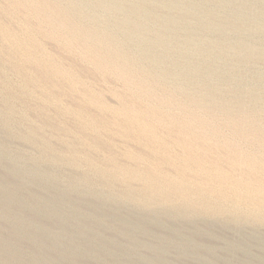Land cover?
<instances>
[{
  "label": "rangeland",
  "instance_id": "obj_1",
  "mask_svg": "<svg viewBox=\"0 0 264 264\" xmlns=\"http://www.w3.org/2000/svg\"><path fill=\"white\" fill-rule=\"evenodd\" d=\"M47 1V16L53 18L61 6ZM143 1L124 5L140 7L158 44L142 45L133 35L129 43L164 63L143 61L149 74L134 66L131 72L144 76L133 73L127 83L112 68L114 61L95 66L88 53L106 49H94L80 29L70 40L59 38L69 30L56 29L54 38L55 28L43 24L32 4L21 1L16 9L12 27L18 43L15 52L2 55L3 76L13 90L11 100L4 93L1 104L0 264H264V222L238 212L205 213L176 200L161 203L141 181L114 171L115 164L174 171L119 131L127 126L125 106L147 103L164 116L192 120V129L168 130L140 119L178 154L180 129H188L186 135L196 141L199 126L206 130L216 122L223 127L220 141L230 138L223 113H214L203 99L228 104L235 113L239 98L249 103L245 111L264 122V0H166L167 8L157 0ZM7 7L1 0L5 22ZM136 77L151 81L154 98L136 89ZM166 94L173 104L163 108L158 101ZM231 136L240 149L264 156L260 135L254 143ZM223 150L217 146L207 157L229 169ZM193 151L203 153L199 147Z\"/></svg>",
  "mask_w": 264,
  "mask_h": 264
},
{
  "label": "bare ground",
  "instance_id": "obj_2",
  "mask_svg": "<svg viewBox=\"0 0 264 264\" xmlns=\"http://www.w3.org/2000/svg\"><path fill=\"white\" fill-rule=\"evenodd\" d=\"M5 1L8 4L6 10V15L8 17L7 22L2 19L3 10L1 8L0 0V133L3 95L4 93L7 94V101L9 102L12 98L11 93L13 90L11 79L7 76H3L4 65L2 62V55L4 52H10V54L13 51L15 52V45L18 41L17 34L12 25L15 21V11L20 7L21 1L25 2V6L28 3L32 4L33 13L42 20L43 24L55 28L50 34L52 37L58 38L57 36L59 33L56 29H59L60 31L61 29H66L71 32L70 35L65 36L66 33L64 32V36L59 38L62 40H70L72 33L76 29H80L84 38L92 43L94 49L95 47L101 50L102 48H105V53L95 49L88 54L95 62L94 64L96 67L104 65L108 61H111V63L114 61L115 65L113 64L112 68L122 77V79H125V82L132 79H130L131 74L132 76L137 74V72L134 73V70V74L131 72V68L134 66L139 72L145 73V75L146 72L149 74V69L147 65L143 64V61L148 60L156 63H164V60L160 56H152L142 46H134L129 43V37L133 35L142 43V45L144 44L148 47H155L158 44L156 39H154L149 33L141 18L140 7H138L137 4L129 3V5H131L126 10L124 4L132 0H90V4L85 3L84 0H55V2L61 7L56 9L57 13L54 14L53 18H51L52 15L50 18L47 16L46 12H48L50 8L47 0ZM141 1L144 2L143 0ZM157 1L163 8L169 7L166 0ZM180 6L179 11H182L185 16H188V8L184 7V5L183 7L182 5ZM68 14H72L75 21L70 19ZM130 18H133L134 20L133 26L130 24ZM83 19L94 25H84L86 23H82V21H84ZM172 20L173 19L169 21L173 23ZM182 41L183 42L181 43L183 44L187 43L185 40ZM66 47L70 48L71 46L66 45ZM255 54L258 55V52L255 51ZM9 72H12V70L10 69ZM55 72H58V68L57 70L55 69ZM172 73L168 72L171 77ZM151 74L153 73L151 72ZM140 75H142V77L144 76L139 73V76ZM149 76L150 75H148V78ZM135 79H133L132 82L135 84L136 89L141 92V94L144 93L147 97L154 98L156 92H154V89L156 88L153 89L154 85H150L151 81L150 83H147L148 81L146 82L143 78L138 79L136 77ZM149 80L151 79L149 78ZM154 81L156 83L159 82L156 80ZM182 88L183 87L177 86V89L181 91ZM92 99L97 103H102L97 97H93ZM208 100L205 101L203 99L214 113L217 114L222 112L225 116L226 119L223 117L225 123L227 126H230L229 128L231 129L229 130L230 138L232 137L231 135L241 136L247 141L253 143L257 141V135H260L264 139V122L256 119L254 111H245L244 109L249 103H245L246 101L244 102L237 98L236 105L239 109L234 113V110L228 106V104L214 102L211 98H208ZM158 102H160V106L162 105L161 107L163 108L164 106L173 104L170 95L160 98ZM121 109L124 111L128 121L125 129L123 128L119 131L126 137L136 138V140L140 141L150 149L151 154L170 165L174 171L165 174L162 172H149L140 168L137 169L121 164H115L114 171L120 175V177L141 181L149 196L154 199L156 198V200H159L161 203L166 202L165 204H167V202L170 203L171 201L176 200L183 203H189L190 206H196L200 211L205 213L217 214L224 211L238 212L245 216L251 215L258 222H264V156H261L256 152H247L240 149L232 139H227L228 135L226 136V139L220 141L221 138H219V132H221L223 127L221 128L216 122H210L209 119H206V121L208 120L210 122V127L207 126L208 129L205 130L203 127L199 126L198 134H196V141H194L195 139L193 140L192 137L186 135L188 129L186 131L185 129H180L178 142L182 147V151L178 154L169 148L165 140H161L155 135L152 136V133H154L152 127L142 124L140 119L142 121L148 120V122H150H146L148 124L158 121V123L164 125L168 130L176 129L174 127L178 125H181L183 128L193 127L194 124L192 123V120H190V122L185 119L179 120L178 116L173 112L172 115L169 114L170 116L165 112L166 116H168L166 118L164 114L162 115L157 112L159 111V108L157 109L147 103L138 105L134 108L125 106ZM167 113L169 112L167 111ZM194 116L199 120H202L203 118L195 113ZM217 116H219V114ZM152 139H154V142ZM193 146L203 149V153L193 151ZM217 146L223 147L224 158L229 164V169L221 167L218 163L207 157V153L214 151ZM260 146L264 148V141Z\"/></svg>",
  "mask_w": 264,
  "mask_h": 264
}]
</instances>
